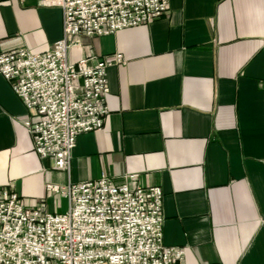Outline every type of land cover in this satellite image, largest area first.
Instances as JSON below:
<instances>
[{"label":"crops","instance_id":"0c3cea01","mask_svg":"<svg viewBox=\"0 0 264 264\" xmlns=\"http://www.w3.org/2000/svg\"><path fill=\"white\" fill-rule=\"evenodd\" d=\"M168 4L68 48L72 61L124 60L107 69L109 115L78 135L69 171L35 153L28 111L0 76V186L52 213L68 198L48 185L105 174L160 186L164 243L183 249V264H264V0ZM62 30L60 7L0 0V53L48 51Z\"/></svg>","mask_w":264,"mask_h":264},{"label":"built area","instance_id":"2783aa9c","mask_svg":"<svg viewBox=\"0 0 264 264\" xmlns=\"http://www.w3.org/2000/svg\"><path fill=\"white\" fill-rule=\"evenodd\" d=\"M62 10V38L51 49L0 53V76L24 103L37 155L69 171L78 135L103 127L109 115L107 69L121 53L89 63L69 60L72 37H100L148 23L168 0H42ZM129 177L134 178L135 175ZM68 198L64 212L25 206L0 186V264H183V249L165 245L160 186L97 180L48 185Z\"/></svg>","mask_w":264,"mask_h":264},{"label":"rangeland","instance_id":"374dc122","mask_svg":"<svg viewBox=\"0 0 264 264\" xmlns=\"http://www.w3.org/2000/svg\"><path fill=\"white\" fill-rule=\"evenodd\" d=\"M77 38V39H76ZM72 40H75L76 41V43H79V39H78V37H74Z\"/></svg>","mask_w":264,"mask_h":264}]
</instances>
